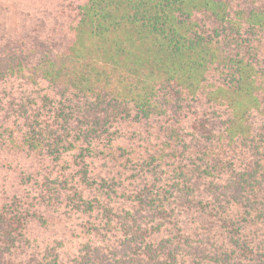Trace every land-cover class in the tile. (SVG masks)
<instances>
[{
    "label": "trees",
    "instance_id": "1",
    "mask_svg": "<svg viewBox=\"0 0 264 264\" xmlns=\"http://www.w3.org/2000/svg\"><path fill=\"white\" fill-rule=\"evenodd\" d=\"M0 264H264V0H0Z\"/></svg>",
    "mask_w": 264,
    "mask_h": 264
}]
</instances>
